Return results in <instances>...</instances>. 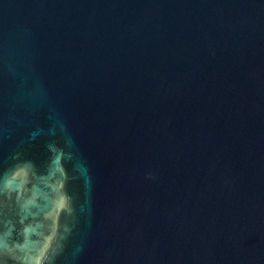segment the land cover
Returning <instances> with one entry per match:
<instances>
[{"label":"water","instance_id":"obj_1","mask_svg":"<svg viewBox=\"0 0 264 264\" xmlns=\"http://www.w3.org/2000/svg\"><path fill=\"white\" fill-rule=\"evenodd\" d=\"M0 264H264V0H0Z\"/></svg>","mask_w":264,"mask_h":264}]
</instances>
